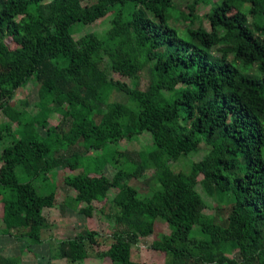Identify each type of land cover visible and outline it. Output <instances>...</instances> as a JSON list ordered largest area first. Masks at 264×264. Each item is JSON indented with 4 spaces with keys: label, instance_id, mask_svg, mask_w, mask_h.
Instances as JSON below:
<instances>
[{
    "label": "trees",
    "instance_id": "trees-1",
    "mask_svg": "<svg viewBox=\"0 0 264 264\" xmlns=\"http://www.w3.org/2000/svg\"><path fill=\"white\" fill-rule=\"evenodd\" d=\"M214 1L184 12L174 0H0L1 236L41 244L51 228L43 211L57 199L50 173L82 168L65 175L61 208L91 217L118 188L106 203L112 241L98 253L113 264H142L133 247L159 219L170 232L151 246L165 264H264V0ZM202 4L211 9L200 16ZM108 14L103 34L74 38L76 23ZM31 78L35 112L12 102ZM145 132L143 150L121 145ZM201 144L198 159L180 163ZM147 170L141 193L132 181ZM98 237L84 229L57 240L36 264H83ZM0 264L26 263L0 253Z\"/></svg>",
    "mask_w": 264,
    "mask_h": 264
},
{
    "label": "rangeland",
    "instance_id": "rangeland-1",
    "mask_svg": "<svg viewBox=\"0 0 264 264\" xmlns=\"http://www.w3.org/2000/svg\"><path fill=\"white\" fill-rule=\"evenodd\" d=\"M192 0H174L175 8L188 12L187 4H189ZM214 0H212L213 2ZM215 2V1H214ZM199 15L203 16L208 13L211 9V5H200ZM110 14L105 17H102L92 23L81 25L76 23L74 28L76 29L73 36L74 38H78L86 32H95L99 35L103 34V32L109 27L110 23ZM207 22V21H206ZM146 70L141 72L140 84L143 86L147 80V72ZM131 83L130 78H123ZM37 82L31 78L27 83L23 86L19 87L13 96L12 102L19 101H27L28 106L26 109L29 112H35L37 110L35 106V102L38 99L37 94ZM117 99L125 100L123 96H117ZM60 115L53 111L48 114L49 122L55 124L59 121ZM8 119L0 114V121H7ZM5 142V141H4ZM3 142V143H4ZM150 142V137L148 133L141 134L138 139L132 141H121V145H127L128 148L132 150H143L146 146H148ZM3 143L0 147L3 146ZM205 145L201 144L199 152L186 156L181 160V164L189 165L188 162L190 160L194 161L198 159L204 153ZM60 153H64L66 155H70L68 150L62 149ZM82 171V168L75 170H67L66 168L60 166L50 173V177L53 181V184L57 185V199L54 207L49 209H45L43 214L48 219L51 224V228L49 230L44 231L42 234L43 242L41 244L35 245L31 244L25 239L16 240L11 236H1L0 235V253L3 254H21L22 262L26 264H36L40 262H44L48 259V250L49 248L55 244L57 240L72 238L75 237L78 232L84 229H95L99 232V240L100 246L89 247V258L85 259L83 264H113L111 259L106 256L98 255L99 252L105 251L108 249L112 241V232L114 230V222L106 218L105 212H107V201L112 198L118 188L113 187L107 196V199L99 201L95 200L93 205L95 207L93 216L88 217L85 214L81 213L79 210L72 209L70 207L62 210L61 204L65 199L66 192L69 189L63 186V180L65 175L75 172ZM116 168L112 165H107L104 169V172L110 178L113 177ZM151 170H147L146 173L142 176L140 180H133V184L140 188V192L144 193L149 189V185L145 183V178H148ZM16 175L19 180H23L22 175L20 173L19 168L16 169ZM203 175L202 172H198V179ZM208 207H206L205 212L213 213L214 209V201L210 198H205ZM2 213H3V205L0 200V229L3 228L2 224ZM170 227L168 223L162 219L157 220L155 223V232L150 236H141L137 244L134 245L132 251V258L136 261L142 262V264H165L166 255L154 248H152V243L155 239L160 238L162 233H169ZM232 257L239 259V253L235 252Z\"/></svg>",
    "mask_w": 264,
    "mask_h": 264
}]
</instances>
